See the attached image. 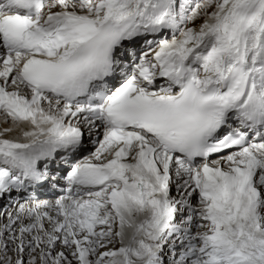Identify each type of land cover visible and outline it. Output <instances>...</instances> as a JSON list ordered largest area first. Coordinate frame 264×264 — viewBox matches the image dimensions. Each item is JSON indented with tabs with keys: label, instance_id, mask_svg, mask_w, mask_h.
Wrapping results in <instances>:
<instances>
[{
	"label": "snow or ice",
	"instance_id": "snow-or-ice-1",
	"mask_svg": "<svg viewBox=\"0 0 264 264\" xmlns=\"http://www.w3.org/2000/svg\"><path fill=\"white\" fill-rule=\"evenodd\" d=\"M0 200V264H264V0H0Z\"/></svg>",
	"mask_w": 264,
	"mask_h": 264
},
{
	"label": "rangeland",
	"instance_id": "rangeland-1",
	"mask_svg": "<svg viewBox=\"0 0 264 264\" xmlns=\"http://www.w3.org/2000/svg\"><path fill=\"white\" fill-rule=\"evenodd\" d=\"M166 264H167V261H166Z\"/></svg>",
	"mask_w": 264,
	"mask_h": 264
}]
</instances>
